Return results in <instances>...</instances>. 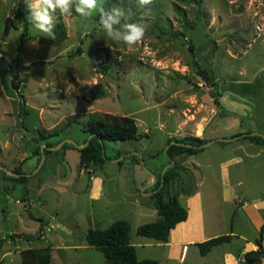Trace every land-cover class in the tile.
Here are the masks:
<instances>
[{"label":"rangeland","instance_id":"rangeland-1","mask_svg":"<svg viewBox=\"0 0 264 264\" xmlns=\"http://www.w3.org/2000/svg\"><path fill=\"white\" fill-rule=\"evenodd\" d=\"M24 2L28 6L31 0ZM99 2L103 6L104 0ZM18 3L0 0V74L6 80L0 76V264H21L22 249L45 246L50 247L49 264H106L102 253L85 242V232L117 219L129 221L138 260L229 264L245 244L236 235H258L233 199L240 195L253 204L264 198V145L242 136L221 140L237 133L264 134V0H152L147 5L120 0L118 6L130 10V20L146 28L143 41L131 47L106 36L99 12L81 17L74 7L70 16H53L55 26L62 23L65 29L61 41L33 24L23 39L19 24L4 34L5 19H14ZM77 47L80 54L71 56ZM98 49L110 61L104 71L96 68ZM196 66L217 83L219 105ZM12 78L23 80L18 89L10 84ZM96 83L104 91L92 99L89 90ZM19 94L24 99L21 115ZM105 114L129 115L138 132L147 134L104 141L101 164L80 163L77 149H61L84 137L86 142L89 122L103 120ZM22 120L29 130L54 133L40 143V155L28 151L31 133L22 128ZM184 135L217 139L171 163L166 141ZM174 163L179 175L170 189L177 192L181 185L182 192H193L201 181L204 219L211 224L206 231L232 235L203 256L191 245L184 261H179L180 253L169 260L156 240L136 233L140 224L156 220L152 188ZM16 169L27 180L5 177L7 171L19 176ZM95 175L106 182L102 199L92 202L88 188ZM229 182L223 193L221 185ZM39 225V239L11 237L33 235Z\"/></svg>","mask_w":264,"mask_h":264},{"label":"trees","instance_id":"trees-1","mask_svg":"<svg viewBox=\"0 0 264 264\" xmlns=\"http://www.w3.org/2000/svg\"><path fill=\"white\" fill-rule=\"evenodd\" d=\"M119 3L120 0H104L103 7L107 10L112 6H118ZM58 13L59 11H57L55 14ZM27 16L28 6L24 0H20V3L15 4L13 7L14 19L12 20L10 17L5 19L3 33L5 34L7 32L10 25L17 28L15 24H19L22 29L19 34V38L23 39V37L26 35L28 26L32 24ZM53 31L55 33L56 41H61L66 37L65 29L62 23H57ZM94 32L95 29L93 28L89 34H93ZM189 48L191 50V47ZM77 54H80V47H77L75 52H72L71 56ZM95 56L97 65L96 68H99L101 71L106 70L108 64H110V61L108 62V55L101 49H98L95 53ZM196 72L203 79V81L210 85L213 90L212 95L214 102L216 105H219L218 96L220 94L217 93V83L212 79L211 75L208 74L207 70L197 68L196 66ZM0 76L1 82L6 83L5 75L3 78L2 74H0ZM22 81V79L15 80L12 78L10 80V84L15 89H18V85L21 84ZM89 91L90 97L95 99L103 93L104 88L100 83H96L92 86V88H90ZM19 97L21 100L18 104V113L21 115L23 114L22 105L24 99L21 94H19ZM104 117L105 118L103 120L94 119L89 122L88 127L85 128V131H87L90 136L86 142L84 141L85 144L83 146L76 147L74 145L63 143L60 146L61 149H77L80 163L86 164L92 162L93 164H101L106 159L103 149L104 141L137 140L147 134L138 132L134 118L129 115L105 114ZM21 126L24 130H27L29 133H31L32 137L38 136V139H40V142L35 144L36 147L30 151L31 155H40V143L45 140V138L53 135L54 133L44 134L39 129L29 130L24 125L23 120L21 121ZM251 133L252 132L237 133L230 136L229 138L244 134L242 137L248 139L249 141L260 145L264 144L263 136ZM207 141L208 139L192 135H184L180 138H170L166 141L167 146L165 148V154L168 158V161L175 160L176 156L195 154L203 149V145ZM46 146H52V144L50 142H46ZM44 152L49 153L51 151L44 150ZM132 157L138 161L136 156ZM13 172L18 173L19 176L14 177L9 176L4 172L3 173L8 179L16 181H25L28 178L26 174L19 172L18 169L13 170ZM177 172V163H174L172 167L166 169L163 173H160L157 176L154 187L152 188L154 189V193L151 195L153 198H155L157 218L152 222L140 224L136 228V233L138 235L158 241H166L170 229L173 228L176 223L186 218L187 210L177 199L181 185L177 192H173L170 189L172 181L179 175ZM41 228L42 226L39 225L37 232L33 235L15 233L14 235L12 234L11 237L21 238L28 241L36 240L43 236ZM263 230L264 223L259 228L258 235L254 239V243L257 248L245 251L242 255V260L237 264H262ZM129 232V221L125 219H117L106 228H87L85 232V242L88 246H91L102 253L106 264H158V261L155 259H137L135 246L130 243ZM231 237L232 235L230 234L219 235L198 242L196 243V246L198 247L200 255H205L212 249L213 246L218 245L221 242L230 241ZM19 255L21 264H49L51 258L50 247L47 246L38 249H22Z\"/></svg>","mask_w":264,"mask_h":264},{"label":"crops","instance_id":"crops-1","mask_svg":"<svg viewBox=\"0 0 264 264\" xmlns=\"http://www.w3.org/2000/svg\"><path fill=\"white\" fill-rule=\"evenodd\" d=\"M215 139L217 138H214L212 140L214 141ZM234 139L236 138L234 137ZM85 140L86 138L84 137L81 141H77L76 147L83 146L85 144L84 143ZM231 140L232 139H229L228 141ZM195 166L194 168H196ZM150 177H151L150 180L154 181L155 176L154 178L153 175ZM105 178L106 177H104L103 175L102 176L95 175L94 177H92V179L89 180L90 185L88 188V199L91 200L92 202L102 199L103 187L106 182ZM151 181H149L148 183H150ZM201 183H202L201 181L198 183V187L196 186L193 192H189V191L182 192L181 189H179V195L177 199L180 202V204L186 208L187 216L184 220L176 223L175 226L170 229L166 241L156 240L157 242L156 244H158L160 247L163 248L162 254L165 255L166 252L167 257L170 258L169 260L175 257L178 253H180L179 261H184L186 259V255L191 245H195L198 242L204 241L212 237L223 235V234L218 235V232L210 233L209 231H206L209 224L206 223L204 219V198L200 190ZM229 184L230 182L226 184L225 187H223V184L221 185V189L223 193L227 189ZM153 192L154 191H152V193ZM232 197L235 198L234 193L232 194ZM233 200L235 203H238L240 205V208L243 209L248 220L252 223V226L254 227L256 233H258L259 228L264 223V198L254 202L253 204H251L250 200H245L244 202L243 198H241L240 195L238 196V200L235 199ZM229 234L231 235V233ZM236 236L237 238L244 241L245 244L241 247V249L237 253V256H235V258L229 264H237L238 261L242 260V255L245 251L257 248V246L254 243V239L256 238V236H253L252 238H247L243 234H239ZM262 248L264 251V230H263ZM262 264H264V252L262 257Z\"/></svg>","mask_w":264,"mask_h":264},{"label":"clouds","instance_id":"clouds-1","mask_svg":"<svg viewBox=\"0 0 264 264\" xmlns=\"http://www.w3.org/2000/svg\"><path fill=\"white\" fill-rule=\"evenodd\" d=\"M152 0H139V4L147 5ZM74 11L81 17H91L99 12V23L106 36L131 47L141 43L145 37L146 28L141 22L130 20V10L120 6L105 9L99 0H31L28 5L27 18L33 26L42 33L55 38L53 16L59 11L62 15L70 16Z\"/></svg>","mask_w":264,"mask_h":264},{"label":"water","instance_id":"water-1","mask_svg":"<svg viewBox=\"0 0 264 264\" xmlns=\"http://www.w3.org/2000/svg\"><path fill=\"white\" fill-rule=\"evenodd\" d=\"M251 134H259V135H261V136L264 137V134H261L259 132H252ZM242 135H244V134H240L239 136H242ZM28 137L31 138V139L26 142V146L28 148V151H32L36 147L35 143L37 142V140L34 137H32L31 134H28ZM229 139H232V138H229ZM229 139H223L222 138L221 140H229ZM70 142L72 143V141H70ZM212 142H213L212 139L211 140H208L203 146H207V145L211 144ZM30 146H32V147H30ZM74 146H76V145H74ZM39 150H40V153H43L41 147L39 148ZM170 162L172 163V160ZM165 169H166V167H165ZM165 169L162 171V173L165 171ZM6 173L8 175H12L13 174L11 171H7ZM153 178H154V176H153Z\"/></svg>","mask_w":264,"mask_h":264}]
</instances>
